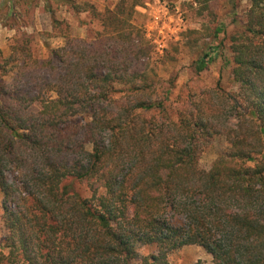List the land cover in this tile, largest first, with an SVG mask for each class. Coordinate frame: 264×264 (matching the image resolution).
<instances>
[{
    "label": "trees",
    "instance_id": "trees-1",
    "mask_svg": "<svg viewBox=\"0 0 264 264\" xmlns=\"http://www.w3.org/2000/svg\"><path fill=\"white\" fill-rule=\"evenodd\" d=\"M44 1L51 13L52 1L81 8ZM147 1L119 0L104 13L91 5L102 31L81 39L67 30L46 60L25 33L9 57L0 50L8 264H170L187 246L213 264H264V0H248L245 19L240 0H224L241 32L229 60L238 93L198 86L175 102L176 78L156 81L139 68L152 48L133 20ZM211 1L195 0L204 9ZM224 30L183 38L215 42ZM221 49L196 53L192 80ZM218 137L229 152L202 169V150ZM147 247L155 252L142 255Z\"/></svg>",
    "mask_w": 264,
    "mask_h": 264
},
{
    "label": "rangeland",
    "instance_id": "rangeland-1",
    "mask_svg": "<svg viewBox=\"0 0 264 264\" xmlns=\"http://www.w3.org/2000/svg\"><path fill=\"white\" fill-rule=\"evenodd\" d=\"M81 8L80 12L61 3L51 2L52 12L44 0H0L3 10V22L0 23V50L4 57L11 54V45L19 35L25 33L33 39V52L38 59H48L51 49L65 45L62 33L69 30L75 38L86 39L102 31V25L91 12L90 6L99 13L113 9L119 0H74ZM202 1V0H201ZM224 0H213L209 8L204 9L203 2L179 0L171 4L167 0H148L144 6L137 8L133 24L139 27L145 41L151 46L152 54L139 68L145 69L156 81L166 82L176 78V88L172 100L186 98L192 87L214 89L219 84L229 93L236 95L238 86L233 80L229 60L232 58L233 37L241 35L238 24L225 16ZM249 10L248 0H240L238 12L243 19ZM62 24L54 29L53 20ZM224 25V32L214 38L202 39L198 44L194 36L183 38L189 30L210 29ZM222 45L217 58L197 79H191V63L198 51L206 50L212 45ZM167 112L175 113L167 107ZM230 146L224 137L215 138L202 150L199 165L209 170L213 162L229 152ZM85 195H88L84 191ZM3 194L0 193V264L7 250L2 241L7 231L1 216L3 214ZM155 252L153 248H144L142 255ZM170 264H213V257L200 246H187L169 256ZM138 264V263H136Z\"/></svg>",
    "mask_w": 264,
    "mask_h": 264
}]
</instances>
